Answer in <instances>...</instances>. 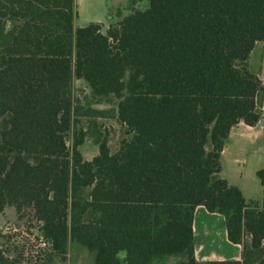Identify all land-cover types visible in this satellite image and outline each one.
I'll use <instances>...</instances> for the list:
<instances>
[{
	"label": "trees",
	"instance_id": "obj_1",
	"mask_svg": "<svg viewBox=\"0 0 264 264\" xmlns=\"http://www.w3.org/2000/svg\"><path fill=\"white\" fill-rule=\"evenodd\" d=\"M77 16L76 0H0V210L33 207L54 251L75 242L95 264H197L202 205L243 245L241 260L206 264H264V202L220 176L231 129L261 120L249 59L264 42V0H150L105 33ZM75 79L117 99L132 136L115 153L104 137L84 158L92 126L74 128L102 110L75 98ZM257 176L264 186V167ZM0 264L21 263L0 248Z\"/></svg>",
	"mask_w": 264,
	"mask_h": 264
},
{
	"label": "rangeland",
	"instance_id": "obj_2",
	"mask_svg": "<svg viewBox=\"0 0 264 264\" xmlns=\"http://www.w3.org/2000/svg\"><path fill=\"white\" fill-rule=\"evenodd\" d=\"M150 0H76L78 16L76 26H85L91 22L102 21V31L105 33L110 27L118 26L119 22L136 10H145L149 7ZM14 23H7L6 30L12 28ZM260 45H264L260 44ZM264 61V52L259 46L250 58L249 69L256 72ZM6 63V56L0 51V66ZM73 93L76 99L86 107L102 110V114L91 117H81L80 123L74 129H92L89 131L80 150L87 160H92L99 154V146L104 137L108 139V146L112 153L120 148L125 140L131 139V134L126 124L118 118L116 111L118 101L114 96L96 99L88 83L83 79H75ZM264 100V90L260 95L258 111L261 114V124L264 125V111L259 109V105ZM9 118L7 116L5 119ZM94 123V124H93ZM67 136V143L70 148L73 146L74 131ZM252 147L244 154L248 160L247 168L253 170L257 165V159L253 157ZM222 161V177L231 175L232 163L224 157ZM257 185H260L257 176H254ZM235 182L237 179L233 177ZM91 189L82 191L81 196L90 198ZM247 194L251 198L261 200L262 192H256L253 182H251ZM250 240V236L246 238ZM208 244L212 245L209 240ZM0 248L11 259L21 264H95V253L90 252L81 244L71 242L68 252L60 254L53 250L51 240L42 231V222L38 219L33 207L26 206L20 210L15 206L7 205L0 210ZM169 261L171 264V261Z\"/></svg>",
	"mask_w": 264,
	"mask_h": 264
},
{
	"label": "crops",
	"instance_id": "obj_3",
	"mask_svg": "<svg viewBox=\"0 0 264 264\" xmlns=\"http://www.w3.org/2000/svg\"><path fill=\"white\" fill-rule=\"evenodd\" d=\"M95 22L102 23L100 20ZM263 43V41L256 42L250 58L259 46H261L264 52V45H260ZM253 73H256L264 84V61L258 70ZM259 109L264 111V100L259 105ZM248 147H252L253 157L257 159V165L253 170L247 168L248 160L244 156L248 151ZM224 157H227L233 167L231 175L225 178L243 191L247 201L254 200L263 203L264 186L261 184L259 178L260 185H257L254 176H257V171L264 167V125L259 122L255 126H249L243 121L235 125L231 129L229 140L223 150L222 158ZM220 176L222 177V171ZM233 177L238 182H235ZM251 182H253L256 192H262L263 196L261 200L248 196L247 189H249ZM193 231L197 264H206L210 261H236L242 259L243 245L234 244L229 240L224 215L217 212H209L205 206H198L195 210ZM209 240L212 241V245L208 244ZM172 257L174 259L171 261V264H181L188 260L187 254H181L168 256L159 262L170 264L169 261L172 260Z\"/></svg>",
	"mask_w": 264,
	"mask_h": 264
}]
</instances>
